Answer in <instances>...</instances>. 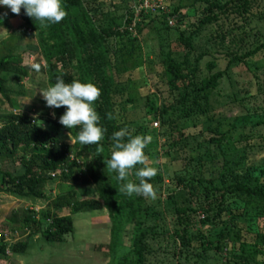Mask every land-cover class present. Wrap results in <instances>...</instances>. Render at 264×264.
<instances>
[{
	"label": "rangeland",
	"instance_id": "rangeland-1",
	"mask_svg": "<svg viewBox=\"0 0 264 264\" xmlns=\"http://www.w3.org/2000/svg\"><path fill=\"white\" fill-rule=\"evenodd\" d=\"M103 1L106 5L110 4V0ZM115 1L121 4V0ZM126 1V7L120 5L123 14L112 25L118 32L129 34L123 37L126 62H121L120 53L117 56L118 69L125 74L122 77L124 93L120 96L125 101L124 111L120 117L127 120L133 135H147L151 138L144 149L146 163L155 168L156 173L161 172L162 181L156 179L151 183L155 198L145 196L146 203L151 207L149 210L152 216L159 217L162 224L165 219L166 228L171 229L174 223V205H185L191 197L183 185L176 180L172 181L175 173L190 170L194 172L206 163L209 165L207 176L217 177L223 170L224 156L227 164L237 172H241L245 164H250L247 167L249 176L260 174L261 164H264V49H260V45L264 43V0H166L165 10L142 17V22L137 24L136 33L130 32L127 26L137 0ZM211 2L221 6L226 4V7L222 10L214 8L216 20L201 24L200 21L207 14L213 15L209 11ZM0 10L2 19H5L9 9L0 6ZM169 18H174L173 26L168 24ZM180 23L184 25L182 28ZM22 24L23 20L17 17L8 19L7 28L0 27V57L9 51L20 55L28 70L26 75L3 73L6 85L13 94L11 104L0 95V126L11 112L28 114L42 119L44 128L60 135L66 144L72 146L74 139L70 134L57 129L54 121L45 120L47 111L48 117L54 118L53 109L45 105L41 95V90L50 85L45 60L38 48L37 38L23 37L13 32ZM193 31L196 33L192 49L180 45L177 41L180 33L187 35ZM128 38L137 40L136 48H132V42ZM118 41L112 37L108 43L115 46ZM188 52L192 62L199 58V82L212 72L224 71L219 86L210 93L211 114L216 119L208 120L207 115L180 119L176 125L183 132L182 136L176 129L170 136L168 127L163 128L160 120H151L149 116L154 108L172 103L177 96L167 84L168 76L164 71L163 59L171 56L182 61ZM34 62L42 65L39 72L30 68V64ZM211 62L215 63L212 72L208 69V63ZM217 127L225 134L222 145L224 155L218 153L217 158L211 160L206 138ZM163 133L167 136L163 137ZM180 137L183 139L180 140ZM168 140L175 141L177 145H173L172 149L167 145L163 146ZM71 153L74 154L72 151ZM140 167L142 165H135L130 170V177H135V170ZM6 170L21 173L23 167L18 160L12 162L0 159V171ZM70 189L77 191L79 200L98 198L91 188L79 183L62 182L58 178L48 182L46 199L20 198L0 192V243L7 244L6 253L0 254V264H109L113 256L118 261L122 252L115 254L108 246L112 222L106 208L87 209L77 213L63 211V214H71L74 221V231L66 234L63 242L48 241L41 234H29V229L22 227L23 212L40 210L54 197ZM237 205L244 204L239 202ZM13 212L19 215L18 224L11 223ZM199 213L205 217L202 210ZM249 214V223L253 224L255 211L251 210ZM158 223L155 221L150 225ZM261 225H264L263 221ZM207 227L208 225L202 226L196 217L192 232H206ZM161 230V227L153 232L150 229L152 234L149 244L152 253L146 264H264V259L252 261L246 258L247 252L244 256V253L234 247L223 253H216L214 250L203 252V258H197L196 254L202 252L200 249L181 255L180 243L166 238ZM132 233L133 226L129 225L123 232L125 246L130 245ZM254 239V234L244 231L242 240L252 242ZM24 241L28 243L24 252L11 251L12 245ZM239 243L240 238H237L232 244L237 248ZM234 256L240 260L238 263H233L234 259L231 258Z\"/></svg>",
	"mask_w": 264,
	"mask_h": 264
},
{
	"label": "trees",
	"instance_id": "trees-1",
	"mask_svg": "<svg viewBox=\"0 0 264 264\" xmlns=\"http://www.w3.org/2000/svg\"><path fill=\"white\" fill-rule=\"evenodd\" d=\"M62 3L66 14L58 23L45 25L25 15L21 8L19 14H13L9 9L5 19H2L0 10V27L7 28L8 19L11 18L20 17L23 20V24L13 32L23 37L37 38L38 48L45 60L49 84H53L56 77L60 76L65 82L79 79L93 82L99 88L100 95L93 102V106L100 118L99 125L103 129V136L96 144H80L76 139L78 127L69 129L58 122L59 116L65 111L64 106L52 108L54 118L48 117L49 111L45 112V120L54 121L57 129L70 134L74 139L72 146L66 144L60 135L44 128L42 119L24 113L7 114L5 122L0 126V159L12 162L18 160L23 171H0V192L20 198L46 199L48 182L58 178L62 182L79 183L91 188L98 198L79 200L77 191L70 189L54 197L38 211L30 209L23 212L22 227L29 229V234H41L48 241L63 242L65 235L74 231L71 214H63V211L77 213L87 209L106 208L112 222L111 241L108 246L115 254L122 252L118 261L113 256L109 264H146L152 253L149 244L152 234L150 229L153 232L157 227L163 229L162 235L166 238L180 243L181 255L200 249L202 252L196 255L197 258H203V252L214 250L216 253H223L224 250L231 251L234 247L244 253V256L247 252V259H264V225H261L264 222V164H261L259 175L249 176L247 167L250 164H245L244 169L237 172L233 166L227 164L223 156L224 167L217 177L207 176L209 165L206 163L194 172L190 170L186 173H175L172 181L176 180L183 185L191 197L185 205H174V223L171 229L166 228L164 217L162 224L159 217L152 216L145 196H129L118 192L123 182L117 181L116 173L107 168L105 160L110 156V137L113 132L123 130L125 138L129 136L127 133L134 136L128 128L127 120L120 117L124 111L125 101L120 96L124 93L122 77L125 74L118 69L117 62L119 53L121 62H126L123 37L129 34L112 28L123 14L121 9L127 6V1L121 0V4H118L115 0H110L108 5L103 0H62ZM210 5L209 11L213 15L207 14L200 21L201 24L216 20L214 8L222 10L226 7V4L221 6L213 2ZM179 26L182 28L184 25L180 23ZM195 33L193 31L186 35L181 32L177 41L183 47L192 49ZM112 37L119 40L115 46L108 43ZM128 41L132 42V48L137 47L136 39L128 38ZM260 47L264 49V43ZM198 61L199 58H196L192 62L189 52L182 61L171 56L163 59L164 71L168 76L167 84L170 91L177 96L172 103L154 108L149 118L160 120L163 128L168 127L170 136L174 129L182 136L183 132L176 125L180 119L199 115H207L208 120L216 119L211 114L210 93L219 86L224 71L212 72L215 63H208V69L212 73L199 82ZM5 72L26 75L28 70L20 55L9 51L0 57V95L11 104L13 92L2 76ZM162 136L166 137L167 134L163 133ZM206 139L211 160L217 158L218 153L224 155L222 145L225 134L218 127L212 129ZM166 145L172 149L177 144L168 140L163 144ZM52 173L56 176H52ZM130 173L128 179L135 182L136 177H130ZM156 179L162 181L161 172L156 173L149 182ZM239 202L244 205L238 206ZM201 210L205 217L199 213ZM251 210L255 211L253 224L249 223ZM196 217L202 226L208 225L206 232H192ZM10 219L12 224H18L20 220L17 212H13ZM155 221L159 223L151 226ZM129 225L133 226V233L130 245L125 246L123 232ZM244 231L254 234V241L242 240ZM237 238H240V243L236 248L232 243ZM27 247V241L16 242L11 251L24 252ZM6 251L7 244L0 243V254H5ZM231 259H234L233 263L240 261L236 256Z\"/></svg>",
	"mask_w": 264,
	"mask_h": 264
},
{
	"label": "clouds",
	"instance_id": "clouds-1",
	"mask_svg": "<svg viewBox=\"0 0 264 264\" xmlns=\"http://www.w3.org/2000/svg\"><path fill=\"white\" fill-rule=\"evenodd\" d=\"M0 6H6L13 14H24L41 23L55 24L65 16L62 0H0ZM40 63H31L30 68L41 70ZM45 105L50 108L65 107L58 122L66 128L78 127L76 139L80 144H96L102 139L103 129L99 125V116L93 106L100 95L99 88L90 81L73 79L70 82L57 76L53 84L41 90ZM147 135H134L125 138L123 130L112 133L110 156L105 160L107 168L116 173L117 181L123 183L118 192L125 195H142L155 198V190L149 180L157 170L146 163L144 149L150 142ZM135 165L142 167L135 170L136 181L128 179L129 172Z\"/></svg>",
	"mask_w": 264,
	"mask_h": 264
},
{
	"label": "built area",
	"instance_id": "built-area-1",
	"mask_svg": "<svg viewBox=\"0 0 264 264\" xmlns=\"http://www.w3.org/2000/svg\"><path fill=\"white\" fill-rule=\"evenodd\" d=\"M165 9H166V0H137V3L134 5L132 9V14L130 16L131 21L127 26V29L130 32L136 33L137 24L138 22L141 21L144 15L154 12H159ZM168 24L173 26L175 24L174 18H169ZM52 176H56V174L52 173Z\"/></svg>",
	"mask_w": 264,
	"mask_h": 264
}]
</instances>
